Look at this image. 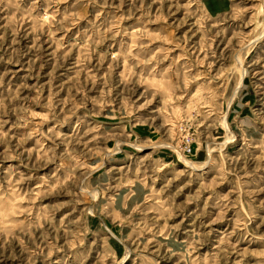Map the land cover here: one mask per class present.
<instances>
[{
	"label": "rangeland",
	"instance_id": "1",
	"mask_svg": "<svg viewBox=\"0 0 264 264\" xmlns=\"http://www.w3.org/2000/svg\"><path fill=\"white\" fill-rule=\"evenodd\" d=\"M0 264H264V0H0Z\"/></svg>",
	"mask_w": 264,
	"mask_h": 264
}]
</instances>
